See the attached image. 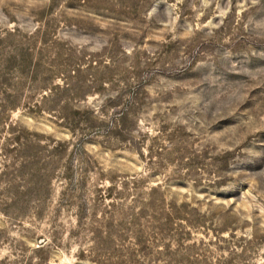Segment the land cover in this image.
<instances>
[{
	"label": "rangeland",
	"instance_id": "obj_1",
	"mask_svg": "<svg viewBox=\"0 0 264 264\" xmlns=\"http://www.w3.org/2000/svg\"><path fill=\"white\" fill-rule=\"evenodd\" d=\"M0 264H264V0H0Z\"/></svg>",
	"mask_w": 264,
	"mask_h": 264
}]
</instances>
